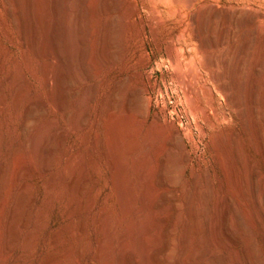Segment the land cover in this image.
<instances>
[{
    "label": "rangeland",
    "instance_id": "obj_1",
    "mask_svg": "<svg viewBox=\"0 0 264 264\" xmlns=\"http://www.w3.org/2000/svg\"><path fill=\"white\" fill-rule=\"evenodd\" d=\"M15 1L19 24L12 16L9 2L0 0V86L4 98L0 106V163L4 161L9 165L12 176L7 186L11 189H8V205L17 196L20 185L26 184L22 218H27L29 228L19 230L18 239L10 243L8 251L3 247V252L5 232L0 226L3 232L1 264H117L113 255L119 250V238L125 230L128 231L123 252L125 262L148 264L146 259L138 261L143 250L141 236L153 248L166 239L172 240L186 223L189 225L188 204L197 177L204 171L210 177L215 173V187L218 191L225 187V175L215 162L212 141L202 137L204 116L208 112L209 117L216 119L219 134L236 138L246 159L264 178L263 158L248 140L240 117L246 106L237 88L230 87L227 76L232 59H247L241 83H247L244 76L251 74L253 67L264 64V0ZM236 17H253L254 22L236 28ZM114 25L118 30L113 31ZM35 35L39 36L37 45L33 42ZM247 40L249 48L242 53V45ZM263 78V75L259 77L261 83ZM19 81L23 93L15 103L12 92ZM223 86L230 88L233 94L238 92V102L242 99L239 106L229 102L222 92ZM249 87L247 85L246 90ZM61 101L65 105L63 110L57 104ZM29 106L37 109L39 117L27 134L24 118ZM61 134L65 138H61ZM176 135L183 148L174 144ZM44 146L54 148L58 157L53 160L55 167L49 174L57 176L59 173L61 153L70 158L75 171H80L82 164L79 179L88 184L83 183L87 189L80 200L88 204L86 208L91 204L108 214L111 241L103 252L112 258L111 262L98 258L91 206L82 214L87 218L82 235H77L65 218L64 206L58 198L68 191L60 174V178L57 176L62 179L58 181L61 185H57L59 195L46 194L47 175L38 166ZM25 150L29 154L25 155L28 152ZM167 155L173 160L187 157L179 182L171 188L165 183L167 175L163 173ZM109 164L115 166L116 172ZM116 166L122 171L116 170ZM16 173L19 175L15 179ZM142 188L146 190V199ZM120 195L126 197L121 196L120 200ZM145 200L153 204L157 215H171L169 225L178 221L164 241L153 240L152 235L159 229H145L144 221L153 220L151 209L144 205ZM168 204L172 207L176 204L178 209L170 210ZM234 208L233 211L237 210L238 205ZM7 209L8 206L3 213ZM234 214L230 216L232 225L246 230V224ZM116 215L123 220L119 225ZM204 219L200 237L206 239L210 235ZM29 230L32 245L28 244L25 256L17 260ZM261 230L257 228L250 235L258 264H264V228ZM244 246L242 238H238L230 249L213 246L211 256L224 259L226 264H245ZM127 248L133 252L130 256ZM188 248L190 244L186 250ZM81 252L84 255L79 254Z\"/></svg>",
    "mask_w": 264,
    "mask_h": 264
},
{
    "label": "bare ground",
    "instance_id": "obj_2",
    "mask_svg": "<svg viewBox=\"0 0 264 264\" xmlns=\"http://www.w3.org/2000/svg\"><path fill=\"white\" fill-rule=\"evenodd\" d=\"M7 1L9 2V4L13 8L12 16H13L15 22L19 24L18 11L16 9V1L15 0H7ZM116 22H119V21H116ZM253 22H254L253 17H246L245 19H241L239 17H236L234 20V24H235L236 28H241V26H243V24L251 25ZM18 24H17V26H18ZM204 28H206V27H204ZM116 30H118V27H117V25H114L113 31H116ZM38 37L39 36L35 35L34 39H33V42L36 45L38 44L37 42H40V41H38ZM41 38L42 37H40V39ZM201 44H203V43H201ZM249 45H250V41L249 40L245 41L242 45L241 52L245 53L248 50ZM39 46H41V45H39ZM246 60L247 59H232L229 62L228 71L227 70L226 71L228 73L227 76L230 79V81H229L230 87L235 86L237 88L236 90H238V92L240 93V95H241L240 98L242 97L243 103L246 106L245 108H243L241 110V115H240V117L243 119L242 120L243 126L246 128L245 134H247L249 136L248 140L250 139V143L252 144L253 148L263 158V162H264V81H263L264 78L262 80L263 81L262 83H261V81H259V77L261 75H263V77H264V64H259L256 66L253 65V66H255V67H253L254 74L252 72L251 74H248L246 77L244 76L247 83H245V81H243V83H241L240 82V80L242 78L241 74H244L243 73L244 72L243 71L244 66L246 69V63H247ZM208 64H209V62H208ZM247 85H250V87H249L250 89L248 88L246 90ZM21 87H22V83H20V81H19L15 85L14 90L12 92L13 93L12 97H13V100L15 103L18 102V100L22 97L21 93H23L22 92L23 89L21 90ZM202 87H203V85H202ZM219 88H222V87H219ZM243 89H245L246 91L244 92ZM222 90L221 91L224 92V95H226L229 102L235 104L236 106L237 105L239 106L238 103H240L242 99H240V101L238 102V99H237V97H238L237 93L238 92L233 94L230 91V88H226L224 86H223ZM235 94H236V96H235ZM3 101H4L3 90H2V87L0 86V106L3 104ZM57 104H59V109L63 110L65 108V105L62 101L57 103ZM41 109H42V106H39L38 110L41 111ZM211 111L212 110H210V112ZM202 112L203 113L207 112V110L202 111ZM213 112H212V114H214L216 111L214 113ZM205 114H207V113H205ZM238 114H240V113H238ZM38 115L39 114L37 113V109H35L34 106L27 107L26 113H25V118H24V120H25L24 121V129L26 130L27 134H30L32 126H34L35 124L38 123L37 122L38 121L37 117H39ZM208 115H209V112L207 115L204 116L205 124L203 127V134H202L203 136L202 137H203V139L209 138L212 141V145H213L212 149H214L215 162L219 166L218 169L221 168V170L223 171V174L225 175V187L223 188L222 191L219 190L221 192H219L218 189L215 187V185H216L215 173H213V176L210 177L207 174V172L204 171L203 175L201 177H199V178L197 177V179L195 180V183H194V191L191 195V198H189L190 203L188 202L189 203L188 204V206H189L188 207L189 208L188 209V211H189L188 216L190 218V222L188 221L189 225H186L187 224L186 223L183 226V228L181 229V231H180L181 233H179V235L176 236V234H175L173 236L174 237L173 239L171 237L172 240L168 241L166 239V242L164 241V238H167L168 234L172 233L174 231V227L176 225L175 222H178V221H175L173 223V225H169V223L167 221H169V218L171 215L168 214L164 217L157 215L156 214L157 212L155 213L153 211V204H149V202H147L145 200L146 203L144 205L147 206V208H150L151 212L153 213V220H150V221L145 220L144 221L145 229L146 230L159 229L158 231H156V233L154 232L155 233L154 235H152L153 240H154V242L156 241V243H157L158 240L160 241L161 239H163V241L165 243L162 242L163 244H160V246H153L152 245L153 248H150V245H148L149 243L148 242L146 243V240L144 241L142 239V236L140 235L141 236V238H140L141 242L143 243L142 244L143 250H142L141 256H140L142 259L140 258V260H138L139 262L146 259L149 261V262L146 261V262H148V264L149 263L150 264H226L224 259H222L218 256H217L218 258H216V256L215 257L211 256L212 247L216 246V245L217 246L223 245L224 247L230 249L236 245V243L238 242V238H242V240L245 243V246L243 248V256H244L243 258H244L245 264H258L257 256H256L255 251H254V245L250 239V235L252 236L254 234V232L257 230V228H259L260 230L264 228V178H263V175H261L259 172H257L254 168V165L251 164L249 162V160L246 159V156L244 154L245 152L241 149V146L238 143V141L236 140V138L233 137L234 139H229V138L222 137L219 134L218 128L216 126V123H215L216 119L214 120L213 118L209 117ZM74 122H76V120ZM70 125H71V123H70ZM78 129H80V128H78ZM153 133H154V131H153ZM36 134L39 135L38 133H36ZM65 134H67V133H65ZM102 134H104V133H102ZM37 135H35V136L37 137ZM63 136L64 135L61 134V138ZM95 137H97V136H95ZM114 137H116V136L114 135ZM38 138H39V136H38ZM63 138H65V137H63ZM114 140L116 141V138ZM97 141H98V139H97ZM100 142H102V141H100ZM107 143L109 146L111 145V144H109V142H106V144ZM110 143H112V142H110ZM174 144L176 146H178L179 148H183L182 147L183 143H182V141L178 135L175 136ZM97 145L100 146V143H97ZM105 145H103V146H105ZM51 146H53V145H51ZM116 147H117V144H116ZM53 149H52V147H48V146L44 148V150L42 152L43 154L39 160V165H38L40 167L41 172L44 175H47V180L45 182L46 183L45 184L46 194L50 195L52 193L54 195V193H55V195H57L59 193V192H57L58 191L57 185L59 183L58 181L63 179V182H64L63 186L65 185V187H67L66 190L68 191L65 193H68V194H66V195L63 194V196H61V198H58V199L61 201L62 206H64V211L66 213L65 218L68 220L69 224L72 225L73 230L78 233L77 235H79L81 232H84V229L87 227V218L85 219V217L83 216L84 215L83 212L85 213L86 211H89L88 209L91 206V204H90L89 207L86 208L85 206H87L88 204L86 203L87 204L86 205L85 201L83 203V201L80 200L81 199L80 196L85 192V189H87L86 187H84V185L88 184V183H85L86 182L85 181V182H83L84 183V185H83V183L79 179L80 177H82L81 176V174H82L81 168L83 166L81 164L80 171H75L76 167H75V169L72 168L70 158L65 153H61V151H60L59 152V154L61 153L60 156L57 153L59 156V162H58L59 164L57 163L58 164L57 169L59 171L58 174H60L61 175L60 177H63V178L57 179L58 174H57V176H55L54 174H49V173H51L53 167H55V165L53 164V160L55 161V159L58 158L56 153H55L56 151ZM26 151H28V150H25L24 152H26ZM171 153L168 152L169 155ZM27 154H29V151L25 155H27ZM169 155H167V157ZM29 158H31V157H29ZM108 158H110V157H108ZM71 159H72V163L74 164L73 158H71ZM118 159L121 161V159L119 157H118ZM109 160L110 159H108V161ZM110 162H112V160H110ZM186 163H187L186 155L183 156L182 158L176 159V160L171 159L169 156L164 161L163 173H165L167 175V182H165V183L168 184L170 188H171V186L176 185L179 182V178L181 176L183 167H185L184 165ZM75 166H78V165L76 164ZM121 166H122V164H121ZM111 169L115 171V166L113 164L111 166ZM116 170H120V169H118V167H117ZM83 171H84V169H83ZM121 171H122V169L120 170V172ZM160 173H161V171H160ZM9 175H10L9 174V165L4 161L1 162L0 163V182L3 185H1V183H0V185L2 186V187L0 186V218H1V214L3 213V209L8 206L7 211H5L6 213L5 212H4L5 214L3 213V215H4V217H2L3 219L0 220V226L2 225V227L4 228L3 231L5 232V239L3 241L4 245H2L1 247H2V250L4 247V249L6 251H8V249H10L9 248L10 243L15 242L18 239L19 230L23 231V229L29 228V226H28L29 223L27 224L28 220L27 221L25 220L27 218H24V219L22 218L23 213H24V207H25L24 206L25 202H23L22 196H24V193H26V189H27L26 184L20 185V187L18 188V191H17V196L8 205L9 201L7 202V197H8V194H10V193H8V191L11 189H9L10 186L9 187H7V186L11 182V177H12L11 175L9 177ZM18 175H19V173H16L14 178L16 179L18 177ZM115 175H117V174H115ZM84 177H86V175ZM161 177H163V176H161ZM13 181H14V179H12V182ZM162 181H164V179ZM165 183H162V184L164 185ZM4 185L7 187L6 189H4V187H3ZM65 187H63V188L65 189ZM169 187L166 186V188H169ZM121 188L122 187H120V189ZM154 191H156V190H154ZM141 192L146 199V190L144 188H142ZM156 192H158V191H156ZM63 193H64V191H63ZM119 193H120V191H119ZM157 195H158V193H156V196ZM161 195L162 194L160 193L159 196L161 197ZM121 196H123V195H120V200H121ZM124 197H126V195L123 196V198ZM51 198H53V197H50L49 199H51ZM164 198H163V200H166ZM56 199H57V197H56ZM160 199L162 200V198H160ZM49 201L50 200H48L46 203H48ZM86 201H89V200H86ZM166 201H163V202H166ZM176 204L173 205L174 210L178 209ZM27 205H29V204H27ZM235 205H238V209L235 210L237 212L233 211L235 209L234 208ZM173 207L170 204H168V206H167V208H169L170 210H172ZM179 208H181V207H179ZM103 210H105V209L103 208ZM90 211H94L93 216L91 218V224L93 225V227L95 229V234H96L95 244H96V247L98 249L97 250L98 251L97 255H99L98 258L104 259L105 262H111L112 258H110L107 253H106L107 254L106 255L103 252V249L105 248V246L109 244L108 241H111L110 240L111 234L109 233V224L110 223H109V219H108V214L105 215L102 212V209L101 208L96 209V206L92 207V210H90ZM232 212H233V214L235 212V214H237L240 217V220H242L246 224V227H247L246 230L244 229V227L242 228V226H241V228L240 227L237 228V226L235 227L232 225L231 222L233 220L231 219L232 217H230ZM26 213H28V212H26ZM235 214H234V216H235ZM38 216H40V215H38ZM115 218L117 219L116 222L118 225L123 221L121 216H117ZM176 218H177L176 220L179 219L178 217H176ZM203 218H205L204 220H205V223H206L207 229L209 231V235H210L209 238H206V239L203 237H200V234L203 231V229H202V227H203L202 226V219ZM230 219L232 221H230ZM39 220H41V219L39 218ZM39 224H40V222L38 223V225ZM35 225H37L36 222H35ZM30 231L31 230H29V234L26 237V241H24L25 245L22 246L23 248L20 251V255H18L16 258L17 260H19L23 256H25L24 254H25V250H26L27 245L28 244L32 245L31 242L33 241V239H32V232H30ZM175 231H177V230L175 229ZM125 232H128V231L125 230ZM125 232L124 231H123V233L121 232L122 234L119 238V245H118L119 250L115 255H113L117 258V264H127V262H125L124 254H123L124 250H126V249H124L125 241L127 238V235ZM1 233H3V232L0 231V236H1ZM109 234H110V236H109ZM80 235H82V234H80ZM34 238L36 240L37 237H34ZM31 239H32V241H31ZM204 239H205V241H204ZM204 242L206 244H204ZM156 243H155V245H156ZM189 244L191 245V248L190 249L188 248V250H186L187 245H189ZM82 246L83 245H81V247H80V248H82V250L79 249L81 251H83ZM29 247H30V245H29ZM84 249H85V247H84ZM5 250H3V252ZM127 250H128V248H127ZM27 251H28V249H27ZM105 252H107V251H105ZM126 252H128L127 254H129V256L131 253H133L131 250H128ZM79 254L84 255V253H82V252ZM95 260L97 261V259H95ZM64 263H65V261H64ZM0 264H1V260H0Z\"/></svg>",
    "mask_w": 264,
    "mask_h": 264
}]
</instances>
